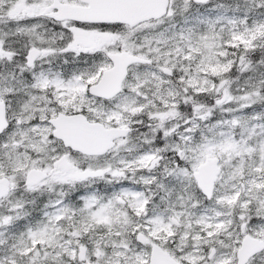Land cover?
Masks as SVG:
<instances>
[{
  "label": "snow or ice",
  "instance_id": "snow-or-ice-1",
  "mask_svg": "<svg viewBox=\"0 0 264 264\" xmlns=\"http://www.w3.org/2000/svg\"><path fill=\"white\" fill-rule=\"evenodd\" d=\"M0 264H264V0H0Z\"/></svg>",
  "mask_w": 264,
  "mask_h": 264
}]
</instances>
